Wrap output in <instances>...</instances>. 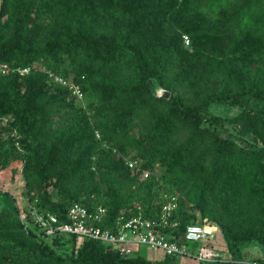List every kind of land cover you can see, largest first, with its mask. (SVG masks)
I'll list each match as a JSON object with an SVG mask.
<instances>
[{
	"label": "trees",
	"instance_id": "1",
	"mask_svg": "<svg viewBox=\"0 0 264 264\" xmlns=\"http://www.w3.org/2000/svg\"><path fill=\"white\" fill-rule=\"evenodd\" d=\"M0 63V180L18 181L0 188V264H264V0H0ZM171 196L162 231L216 226L215 260L122 256L19 218L66 222L78 202L109 226Z\"/></svg>",
	"mask_w": 264,
	"mask_h": 264
},
{
	"label": "built area",
	"instance_id": "2",
	"mask_svg": "<svg viewBox=\"0 0 264 264\" xmlns=\"http://www.w3.org/2000/svg\"><path fill=\"white\" fill-rule=\"evenodd\" d=\"M186 39V37H185ZM186 43L188 40L186 39ZM11 68L6 63H0V74H6ZM20 75L29 72L30 67L17 68ZM49 76L62 84H67L72 94L82 99L83 93L80 87L70 79L66 81L49 72ZM99 137V134L96 133ZM129 167L134 162L128 161ZM147 173H144L146 175ZM177 207L175 196H171L161 206V212L156 218L132 215L118 216L109 226L105 224L106 209L98 206L94 210H88L78 202L72 203L66 211V222H60L56 215L48 211L30 209L21 211L19 218L24 228H33L37 235L46 239H52L60 234H75L81 239H93L104 243L110 249L122 256L132 254L139 246H146L153 250L151 260H156L160 255L185 256L198 262L215 260L219 253L209 245L210 239L217 230L216 226L208 223H190L183 232V242L170 240L162 229L175 226L171 222L173 211Z\"/></svg>",
	"mask_w": 264,
	"mask_h": 264
},
{
	"label": "rangeland",
	"instance_id": "3",
	"mask_svg": "<svg viewBox=\"0 0 264 264\" xmlns=\"http://www.w3.org/2000/svg\"><path fill=\"white\" fill-rule=\"evenodd\" d=\"M211 109H212L213 112H215L217 114H221V115H225L226 114V112H223L222 108L219 107V106H212ZM233 113H235V111L229 113V115H232ZM10 177H11V173L8 172V173L5 174L3 180L1 178V180H0V181H2V182H0V183H2V184H0V188L1 189L8 188L9 185H15V186L18 185V181L15 180V177H14L13 181L10 179ZM11 183H13V184H11ZM15 186H13V187H15ZM210 240L213 241L216 246L220 245V243L222 241H221V235H220L219 231L216 230ZM139 248L141 249L142 255H144L148 259H150L149 257L152 254L154 255L153 250L149 249L146 246H139ZM221 256L222 257H226V253H222Z\"/></svg>",
	"mask_w": 264,
	"mask_h": 264
}]
</instances>
